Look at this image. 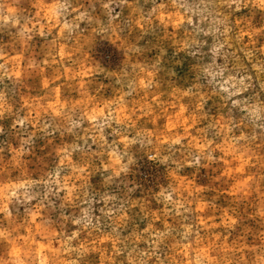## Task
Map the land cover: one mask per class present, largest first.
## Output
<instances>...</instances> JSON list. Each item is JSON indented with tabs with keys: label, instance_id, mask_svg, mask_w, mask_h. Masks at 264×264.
<instances>
[{
	"label": "rangeland",
	"instance_id": "374dc122",
	"mask_svg": "<svg viewBox=\"0 0 264 264\" xmlns=\"http://www.w3.org/2000/svg\"><path fill=\"white\" fill-rule=\"evenodd\" d=\"M0 264H264V0H0Z\"/></svg>",
	"mask_w": 264,
	"mask_h": 264
}]
</instances>
